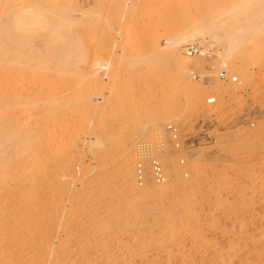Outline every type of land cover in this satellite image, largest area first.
Listing matches in <instances>:
<instances>
[{"label":"rangeland","instance_id":"374dc122","mask_svg":"<svg viewBox=\"0 0 264 264\" xmlns=\"http://www.w3.org/2000/svg\"><path fill=\"white\" fill-rule=\"evenodd\" d=\"M70 1L76 5L72 15L83 22L90 16L88 21L92 28L90 37L82 39L79 45L87 49L76 54L77 68L67 71L74 74L71 80L73 86L68 91L69 98L81 102L86 97L93 104H99L91 114L86 112L80 117L79 127L86 130V135L109 139H104V146L99 141L88 142L86 139L73 153L71 160L67 158L60 166H49V169L52 167L51 173L48 168L46 171L49 182L42 190L40 188L41 191L38 188L41 196L37 189L33 193L34 188L30 191L32 195L29 190V195L26 193L32 187L29 183L36 177L30 182L21 183V189L26 187V192L19 191L24 193H17L19 196L16 194L14 198L19 200L21 206L23 203V207L33 205L36 206L35 210L43 209L44 218L52 215V219H49L51 216L46 218L52 224L46 225V228L42 226V233L39 231L35 237L33 231L16 227L11 237L16 247L10 250L14 255L12 257L1 245L0 249L4 250H0V264H108L109 260L117 264H170L172 261L173 264H221L224 258L226 261L223 264H252L251 259L260 253L261 245L264 246L262 15L252 24L253 32L250 30L246 34V29L240 27L241 22L233 25L237 28L235 36L252 37L251 47L259 56L254 57L252 63L240 57L237 65H224L216 55L217 45L206 33L194 43H182L181 55L197 59L187 66L188 76L195 86L188 90L177 81H167L169 63L166 59L142 63L138 59L148 58V53L155 46L163 47L169 38L180 30L184 31L194 16L208 13L219 3L197 5V0H187L186 5L161 3L163 5L158 7L159 22L156 26L148 18L142 23L137 20L132 27L133 38L125 41L124 37L119 38L120 31L116 33L114 30L118 22L124 25L128 19L122 8L114 5L116 0H102L100 7L96 2L100 3L101 0H95V3L94 0ZM120 2H125L132 9L130 13H134L139 3L150 1ZM96 6L101 8V15L99 10L94 12ZM110 12L117 13L118 19L115 17L111 22L108 21ZM258 12L261 13V10ZM94 14L100 18L99 23V18L93 20L97 18L93 17ZM102 24L109 31L103 33ZM255 27L258 30H254ZM108 32L111 34L108 35ZM190 44L201 46L204 56L188 55L185 48ZM129 57H133V61H129ZM222 70L226 73V80L219 78ZM231 76H236L238 82H231ZM218 96L221 98L218 107H214L215 103L206 102L208 97L218 100ZM156 119L158 123L153 126ZM170 127L176 129V138H172ZM231 131H237L243 138L239 142L223 138L224 134ZM161 135L162 138H159ZM155 162L160 167V177L155 173ZM57 170H60L59 173ZM127 172L133 177L137 190L127 188ZM51 176L55 178L54 181L60 179L59 182L51 181ZM61 178L64 180L61 181ZM66 178H70L69 181ZM157 179L165 184L163 190L155 188L159 184ZM51 184L54 188L57 186L61 193L55 192L57 190L51 188ZM153 184L156 186L153 187ZM48 186L53 190L49 188L50 194L45 190ZM243 188H247L248 193L241 194ZM74 192L79 199L72 198ZM43 194L48 196L44 197ZM51 197L52 201H56L55 205ZM13 208L9 204L5 206L6 210ZM20 219L15 223L16 226ZM61 219L64 221L60 222ZM105 224H108L107 227ZM29 232H32L31 235ZM2 237L0 232V239ZM25 238L31 243L27 244ZM50 251L53 253L51 257ZM7 252L11 258L7 257ZM206 256L208 262L201 259Z\"/></svg>","mask_w":264,"mask_h":264},{"label":"bare ground","instance_id":"6f19581e","mask_svg":"<svg viewBox=\"0 0 264 264\" xmlns=\"http://www.w3.org/2000/svg\"><path fill=\"white\" fill-rule=\"evenodd\" d=\"M52 1L53 0H0V232L2 236H4L2 237L4 239L1 238L2 242H0V246L2 245L5 251H9V253L11 252L10 250L14 248L15 246L14 242L12 241L14 239L13 238L11 239V237L14 231L16 230V227L33 231V236L35 237L37 234L39 235L38 232L41 231L42 226L43 227L45 226L44 228H46L47 226L52 224L49 222V220L48 221L46 220L48 216H46V218L43 217L44 215L42 216L43 209L41 211L37 209L35 210L36 206H33V205L31 206L26 205L25 207H23L24 206L23 203L20 201L22 203V206H21V204L18 202L19 200H17V198H14L17 195L19 196V194L17 193L26 192L25 191L27 189L26 187L25 188L23 187L24 189H21L22 188L21 183L22 182L25 183L26 181L30 182L32 178L36 177L37 179L35 178L34 180H37V182L35 181L36 183L34 184V180H32L33 182L31 181V183H29L32 185V187L27 189L26 193L28 194V190H29V194L32 195L30 191H32L33 188H34L33 193L35 192V189H37L36 191L39 193L38 188L39 190L40 188L42 190L43 189L42 187L45 186V184L47 186V183L49 182V178H47L48 176L46 173L47 168L49 166H60L62 161H64L67 158H70L71 160L73 157V153L76 151L78 147H80L84 142H86V139H88V142L92 140L99 141L101 142V145L103 146H104V143L106 142L105 140L109 139L108 137L106 139L102 136L101 138L98 135H95L93 137L88 134L86 135L87 133L86 130L81 129L82 126L79 127L78 122H79L80 117L86 115L87 114L86 112L91 114L93 110L97 108L96 106H98L99 104L97 103L93 104L86 97H84L81 100V102H75L69 98V93H68L69 89H71V87L73 86V83H71V80L74 77V74L71 72H67V71L77 68L78 61H75L76 54L78 52H81L87 49L86 46L80 47L79 45L80 43H82L81 41L82 39L87 40L90 37L91 28H92L91 25H89L90 21H88L90 19L88 17L90 16L87 17L88 19L85 17L86 18L85 22H83V20L80 21L79 19L75 18L72 15L73 11H75L74 9L75 4H72L74 2L72 1L69 2V0L68 2L67 1L52 2ZM97 1H100V0H97ZM120 1L121 0H116L114 5H117L119 8L121 7L123 14H126L128 16V19H127L126 24L124 25H122L121 23H120L121 25H119V22H118L116 26L117 30L114 29L113 26L112 27L116 31V33L117 32L119 33L120 31L119 38L124 37L125 41H127L133 38L132 27L134 25V22H136L137 20L138 22H141L142 20L148 18L149 21L154 26H156V24L159 22L158 7L161 5V3H164V5L171 4V3H174V4L176 3V5L177 3L178 5L179 4L186 5L187 0H149L150 1L149 3L147 2L139 3L138 9L137 8L135 9V6L137 4L134 5L133 9L136 10V11H133L134 13H130L132 9L128 8L125 2H120ZM197 1H196L198 3V4L196 3L197 5L206 4L207 2L219 3V5L218 7L213 8L208 13H200L194 16L192 20H190L189 23H187L188 27L184 29V31L180 30L178 33H176L174 37L169 38L163 47L159 48L155 46L152 49V51L148 53L149 54L148 58L141 57L140 59H138L139 63H142L143 61L144 62L145 61L154 62L155 60H158V59H166L169 63L167 65L168 66L167 67L168 68L167 81L168 82L177 81L178 83L183 85L185 89H188V90L193 89L195 86L191 78L188 76L189 70L187 69V66L190 63H194L195 61H197V59H194L193 57H190L187 55L185 56L181 55L180 47L182 43L186 41H190L194 43L198 39L203 38V35L206 33L208 37L211 39V41L217 45L216 46L217 49L214 47L216 50V55L218 58L222 60L224 65L226 63L237 65L240 57L252 63L254 57L257 58L258 56L256 55L257 54L256 51L253 50L251 47L250 40L252 39V37L250 38L248 35H247L248 37L235 36L234 31H236L237 28L234 27L233 25L235 23L241 22L240 27H244V29H246L245 33L247 34V32L252 30V27H254L252 25L254 24V21L259 20L258 19L259 16L262 15L263 18L261 20L264 21V0H197ZM95 2L96 1L94 0V3ZM96 3H97L96 5L99 4V7H100V4H102V0L100 1V3L99 2H96ZM96 7H97V10L94 9L95 10L94 11L92 7H91L92 8L91 10H93L95 13L98 12L99 10L98 13H100L101 8L99 9L98 6ZM108 7L109 6L107 5V8ZM258 8L259 10H261V13L258 12L259 10L257 11ZM103 9H104V6L102 10ZM109 9L111 10L110 7ZM115 9L112 10L111 12L115 11ZM165 9L167 10V8ZM104 12L102 11V13ZM105 15L103 16L106 19ZM95 16L97 15L94 14L93 17ZM115 17H117V13H114V14L111 13L108 21L111 22L113 19H115ZM98 18L99 17L97 16V18L96 19L94 18L93 20L94 21L98 20ZM104 18L102 19L101 17L102 20H104ZM255 18L257 20H254ZM102 20H101V23H103ZM106 20L104 21L106 22ZM97 22L98 23L100 22V18ZM103 24L101 26V30L103 31V33L105 31L106 32L109 31L107 30V28H104L105 26L103 27ZM109 24L111 23H107L106 25H109ZM257 28L254 30H258ZM241 29L243 30V28ZM111 30L110 32L115 33L114 30L113 31ZM251 32H253V30ZM109 34L111 33L108 32V35ZM211 46H212V43H211ZM208 51H210V48L208 49ZM202 52L204 54L203 50ZM128 60L133 61V57H129ZM214 99L216 100V97H214ZM220 99L221 98L216 100L214 107H218L221 104ZM160 110L161 112L164 111V109H160ZM156 115L158 116V114ZM157 119L155 123L153 124V126L156 123H158ZM168 128L169 127H167V129ZM103 135L105 137L107 136L105 134ZM159 138H162V135L159 136ZM223 138H231L233 141H238L243 137L241 134H238L237 131H231L227 134H224ZM97 145L95 144L96 147H98ZM100 149H103V147ZM51 169L52 167L49 169L50 170L49 173H51ZM128 169L126 170L130 172V170ZM55 172L56 171H54V173ZM129 172H127L126 174L127 175L126 179L129 181L127 188L129 189L138 188L137 185L134 183L135 181L132 180L133 177L130 175ZM138 172H141V170H139ZM56 174H55V178H57ZM72 176L73 175H71V177ZM55 178L52 179V176H51V181H54ZM69 179L70 178H68L67 180L69 181ZM59 180L57 179L58 182ZM62 180L64 179L61 178V181ZM57 181H54V182L57 183ZM157 181L159 182V184L157 185V187H155L156 185L153 184L154 185L153 187L159 190H163L165 184H163L160 179H157ZM52 184L51 186L50 185L49 186L51 188H54ZM27 185H28V182H27ZM49 186L47 187L48 189L46 188L45 190H48L50 194ZM57 186H55V188ZM72 186L73 185H71V187ZM61 187L62 185L60 184V188ZM22 190H24V192H19ZM56 190L57 191L55 192H58V188H56ZM247 191H248L247 188H243L241 191V194H246L248 193ZM58 193H61V192H58ZM38 195L41 196L40 193ZM45 195L43 194L44 197ZM66 195L68 197V194ZM54 196L55 198L57 197L56 195ZM77 196L78 194L74 192L72 198L74 197L77 200L79 199L77 198ZM52 197H51V201L53 199ZM45 199H42V201H45ZM49 200H50V197L48 199V202ZM55 202H54V205H55ZM44 203L48 204L46 202ZM59 203H62V202H59ZM8 204L9 206L10 205L14 206L15 209L13 208L14 210H10V209L6 210L5 206ZM88 205L85 206L86 209ZM60 207L61 206H59L58 208L60 209ZM138 212L141 213L143 211L141 212L138 211ZM53 215L55 214L53 213ZM88 215H90V213ZM50 216L51 218H49ZM19 217H21V219L23 218L24 220L20 219L23 222L19 220V224L16 226L15 223L17 222ZM49 217H48L49 219H52V215H49ZM58 218L60 219V217ZM66 218L67 220L69 219L68 217ZM63 221L64 219L60 222H63ZM109 223H110V220H109ZM107 225L105 227H107ZM56 227H57V224H56ZM29 233L31 235L32 232H29ZM174 235H175V232H174ZM168 236L167 238H169ZM262 237L263 236H261V238ZM155 239L157 240V238ZM28 241L26 239V242ZM29 243L31 242H28L27 244ZM46 244H47V240H46ZM262 245L259 249L260 253L257 254L256 257H254V259H251L252 261L249 260L251 261L250 263L264 264V258H262V255H264V246ZM42 247L43 246H41V248ZM51 251L48 252L50 257L51 255H53ZM11 255L9 256L8 254L7 257L11 258ZM49 255H47V257ZM230 258H231V255H230ZM201 259H204V260L206 259V261L208 262L207 256L206 258L202 257ZM224 259L221 261L223 262ZM121 260L122 258L120 259V262ZM109 261L110 262H108V264L116 263V262L113 263V261L111 263V260ZM136 262H139V261H136ZM217 262H220V260H218ZM222 262L221 264H223ZM43 263L45 264V262ZM90 263H93V262L91 261ZM202 263L205 264L206 262L205 263L202 262ZM210 263L208 262L206 264H210ZM36 264H38V262ZM195 264H197V262Z\"/></svg>","mask_w":264,"mask_h":264},{"label":"built area","instance_id":"2783aa9c","mask_svg":"<svg viewBox=\"0 0 264 264\" xmlns=\"http://www.w3.org/2000/svg\"><path fill=\"white\" fill-rule=\"evenodd\" d=\"M185 52L188 55H191V56H196V55L204 56L203 52H202V47L197 45V44L187 45V47L185 48ZM194 77H196V76H194ZM219 78L221 80H226L227 79L225 71L222 70V71L219 72ZM229 80L231 82H238L236 76H231ZM206 102L208 104H214L215 103V99H214V97H210V98L206 99ZM175 130H176L175 128L170 127V133L172 134V138H176V131ZM154 164H155L154 165L155 173L157 174L158 177H160L161 176L160 167H159L157 162H155Z\"/></svg>","mask_w":264,"mask_h":264}]
</instances>
